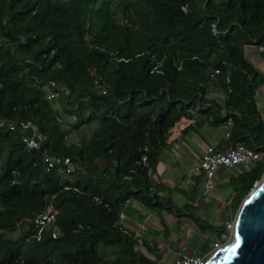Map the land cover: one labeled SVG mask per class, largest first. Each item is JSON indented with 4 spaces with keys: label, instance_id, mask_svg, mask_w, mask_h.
<instances>
[{
    "label": "trees",
    "instance_id": "trees-1",
    "mask_svg": "<svg viewBox=\"0 0 264 264\" xmlns=\"http://www.w3.org/2000/svg\"><path fill=\"white\" fill-rule=\"evenodd\" d=\"M245 44L262 45L264 58V0H0V264H158L153 242L167 232L139 234L116 221L120 211L136 227L151 209L174 214L176 231L180 217L223 230L198 217L199 200L173 203L152 173L185 120L179 132L224 123L218 147L242 142L261 152L229 166L226 207L258 180L264 124L253 96L264 73ZM49 80L62 88L47 98ZM24 120L31 125L21 130ZM87 121L89 133L65 141ZM23 136H36V146ZM45 150L80 163L76 190L44 169ZM47 203L57 232L35 239L31 217Z\"/></svg>",
    "mask_w": 264,
    "mask_h": 264
},
{
    "label": "built area",
    "instance_id": "built-area-1",
    "mask_svg": "<svg viewBox=\"0 0 264 264\" xmlns=\"http://www.w3.org/2000/svg\"><path fill=\"white\" fill-rule=\"evenodd\" d=\"M257 49H263V46L257 45ZM215 72H217V68H213L212 71L209 72V75H213ZM48 83L51 88L47 91L46 97L50 98L54 96L58 92V90L62 88V86L52 80H49ZM99 87H101V83H99ZM100 91L103 92V89L101 88ZM214 95V97H221L219 93H215ZM261 118L263 119L264 124V115ZM1 123L2 120H0V124ZM30 125L31 124L29 120L19 121V127L21 130H24ZM8 127L11 128L12 124H8ZM32 131L34 132L35 129L32 128ZM224 135H226V132H224ZM34 138V136L22 137L26 145L29 147L36 146L37 141ZM202 146V150L199 152L197 159L192 163V165L188 168L184 175L176 182V186L178 188L185 190L191 187L194 179L199 180L201 185V198H203V196H209L213 193L215 185L212 181V176L219 166L229 167L233 166L236 163H244L256 160L261 156V152L256 147L247 146L242 142H235L233 145L228 147H218L216 142L213 141L211 143H204ZM144 159L145 156L144 154H142L140 156V160L144 162ZM42 161L44 163V169H54L56 171L58 182L60 183L62 189H77L76 185L72 182L73 177H70L71 172L73 173L76 170H81V165L76 159L74 160L68 155L55 156L50 151L45 150L42 153ZM56 213L57 211L51 205V203H47L43 209L35 212L32 215V236L35 239H38L44 230L48 231L51 237L55 236L57 232V228L54 224ZM116 221L122 222L124 225H127L128 227L134 229V231H136L137 229L135 225H130L123 221V212L121 211L118 213ZM232 221H225V227L228 228L227 237L225 236V238L221 241L211 240V245L213 246V248L222 244L228 238V233L230 231ZM142 223L143 222L141 221L136 225L142 228ZM218 231L219 230H217L216 232ZM141 241L142 239L138 240L139 243H141ZM144 242L149 244V241H147L146 239H144ZM153 243L154 247L157 250H165V248L169 250L167 241L156 239ZM173 253V259L171 260L172 264H203L206 259V256L204 254H198L196 252L186 250L184 243L179 246V250Z\"/></svg>",
    "mask_w": 264,
    "mask_h": 264
},
{
    "label": "rangeland",
    "instance_id": "rangeland-1",
    "mask_svg": "<svg viewBox=\"0 0 264 264\" xmlns=\"http://www.w3.org/2000/svg\"><path fill=\"white\" fill-rule=\"evenodd\" d=\"M243 54L245 55V49H243ZM209 96L214 97V93L209 92ZM185 120H180L177 122V124L173 127L172 131L181 130V127L184 125ZM94 121H87L81 123L78 127L71 129L65 136V141L68 142L70 140H76L80 135H86L89 133V130L94 126ZM226 129V126L224 123H221L217 126H211L207 123L202 124L199 129H196V132H193L191 130H188L187 132H181L180 133V140H179V134L176 140H173L171 143L176 142L178 144V149H182V151H177L171 148L173 150L171 153L168 152L164 156H160L161 151L159 153L160 160L163 161V165L159 171H154V175L157 178H161L162 181L165 183L172 182L173 179V166L172 163H175L177 160H172L175 156L176 159H178L179 165H177L179 168L187 169L192 165V162L190 165L189 162L192 159H196L197 153L196 151L200 149V144L197 143L196 140L192 139V133H195L197 136L201 137L202 140H209L216 139V137L224 136L223 132ZM201 142V141H200ZM168 142L167 144H169ZM166 144V147H167ZM169 151V150H167ZM192 152V153H191ZM169 159V160H168ZM159 161V159H158ZM170 161V163H168ZM241 164H238L240 166ZM231 171V167H225V166H219L217 170L215 171L214 175L212 176V180L215 181L214 185V191L218 195L219 198H215L213 201L212 207H210L209 204H207V207L205 206L204 210L201 209V203L199 204L198 209L196 210V214L199 218L202 220L205 219L209 222L218 223L223 222L225 227V221H232L233 214L235 212V209L228 208L224 205L223 197L226 196V194L229 191V185L226 181L227 174ZM70 177H73V174L71 172ZM174 187V186H173ZM200 193V191H199ZM202 196V195H201ZM200 196V198H201ZM204 199L208 198V196H203ZM221 198V199H220ZM220 203V204H219ZM219 204V205H218ZM219 206V207H218ZM210 207V208H209ZM146 208V207H145ZM144 210V209H143ZM152 216V214H151ZM223 220V221H222ZM182 222H186V225H183L185 227V230L177 231L178 233L172 234V237L175 239L174 247L177 249L174 251L176 252L178 250L177 244L180 246L184 243L185 249H189L193 252H196L198 254H204L207 256L209 252L212 250L213 246L211 245V238L210 233L207 229H197L193 224L192 221L189 219H183ZM176 225V223H175ZM152 230L149 228L151 235L156 236L157 234H162V231L159 227L158 229H155L151 227ZM138 233L140 234V227H137ZM158 230V231H157ZM157 233H156V232ZM224 232V235L227 237L228 228H224L221 230ZM161 236V235H160ZM166 235V239H167ZM182 241V242H181ZM139 243V242H138ZM206 250V251H205ZM160 252V258L158 259V264H171V260L173 259V251H170L165 248L159 250Z\"/></svg>",
    "mask_w": 264,
    "mask_h": 264
},
{
    "label": "water",
    "instance_id": "water-1",
    "mask_svg": "<svg viewBox=\"0 0 264 264\" xmlns=\"http://www.w3.org/2000/svg\"><path fill=\"white\" fill-rule=\"evenodd\" d=\"M210 238L221 241L225 235L218 231ZM237 239L239 246L233 255ZM203 264H264V166L258 180L239 200L228 238L209 252Z\"/></svg>",
    "mask_w": 264,
    "mask_h": 264
},
{
    "label": "crops",
    "instance_id": "crops-1",
    "mask_svg": "<svg viewBox=\"0 0 264 264\" xmlns=\"http://www.w3.org/2000/svg\"><path fill=\"white\" fill-rule=\"evenodd\" d=\"M243 49H245V57L252 63V65L256 68V70L259 71L260 73H264V58L262 57V54L258 51L257 46L255 44H245L243 46ZM253 97H254V102H255L256 108L259 110V113H260V115L262 117L264 115V106H263V101H264V82L260 83L257 86V88L255 89ZM225 130H224V132H225ZM179 131L180 130H177V131L176 130L175 131L171 130V132L169 133V135L167 137V140H166L167 143L168 142H170V143L167 144V147L165 146V147H163L161 149V151H165V153L161 152L160 156L161 155L164 156L168 152L171 153L173 151V150H171V148H173L174 150L177 149V151L178 150L182 151V149H178V144L176 142L171 143L173 140H176V138L178 137V134H179V140H180V133L181 132H179ZM224 132H223V134H224ZM192 139L196 140L197 143L200 144V149L196 151L197 156L199 155V152L202 150V147H203L202 145L204 143H211L213 141L216 142V139L209 140V138H207V140H202L201 137L197 136L195 133H192ZM167 150H169V151H167ZM160 156L158 154L157 162L155 164V170L154 171H159L161 169L162 165L164 164L163 161L160 160V158H159ZM158 159H159V161H158ZM196 159L190 160L188 165H190ZM172 160H177L175 163H172V166H173V171H172L173 179H172V182H170V183L166 182L165 183L164 181L161 180V178H157L154 175V173H152V176L156 180H159V181L165 183L163 185L168 187V195L170 196V198L173 201V203H175L176 205H181L184 201H187L188 198H190L191 199V201H190L191 204H194L195 202H198V200H199L200 203H201L202 210H203V208L205 207L206 204H209L210 207H212L211 205H213L212 203L215 200V198L216 197L219 198V197L215 193V191H213V193L211 195H209L208 198H206V199L200 198L201 194L199 193V191L201 189V185H200L199 180L194 179V181L192 183V186L188 190H182V189H180V188H178L176 186V182L178 181V179L180 177H182L184 175V173L187 171V169L185 170V169L179 168L177 166V165H179V162H178V159H176L175 156L173 157ZM168 163H170V161H168ZM213 182L215 183V181H213ZM158 193L159 194H164V191L163 190H159ZM141 211L146 215L145 218H143L141 220L142 222H144L142 224L143 228L145 230L150 231L149 228L152 230L151 227H153L155 229H158L157 227H159L161 229V231H162V229L164 231H166L168 237L164 241H167V246H168L169 250L175 252L174 251L175 239L172 237V234L174 235V233H178L176 231V229H174V227L176 226L175 222H174V220L176 221V216L174 214H172L171 212H165V211H155V210H151V209L148 210V211L145 210V209L144 210L141 209ZM151 214H152V216H151ZM183 219L187 220L188 218H184V217H180L179 218L180 221L177 223L178 224V230H180V229L183 230V231L185 230V227L183 225H186L185 224L186 222H182L181 220H183ZM138 221H137V219H135V223H137ZM160 222L162 224L164 223V227L165 228L161 227ZM192 224H193V222H192ZM177 246H178V250H179V245L177 244ZM176 249H177V247L175 248V250ZM187 250L189 251V249H187Z\"/></svg>",
    "mask_w": 264,
    "mask_h": 264
},
{
    "label": "snow or ice",
    "instance_id": "snow-or-ice-1",
    "mask_svg": "<svg viewBox=\"0 0 264 264\" xmlns=\"http://www.w3.org/2000/svg\"><path fill=\"white\" fill-rule=\"evenodd\" d=\"M239 246V239L236 240L235 242V245L232 247L231 251H232V254L234 255L235 254V249Z\"/></svg>",
    "mask_w": 264,
    "mask_h": 264
},
{
    "label": "clouds",
    "instance_id": "clouds-1",
    "mask_svg": "<svg viewBox=\"0 0 264 264\" xmlns=\"http://www.w3.org/2000/svg\"><path fill=\"white\" fill-rule=\"evenodd\" d=\"M48 83V82H47ZM56 83V82H55ZM57 84H59V83H57ZM48 85H49V83H48ZM61 85V84H60ZM62 86V85H61ZM50 88H51V86L49 85V88H48V90H50ZM1 120V119H0ZM35 132V131H34ZM35 138H37L36 136H34ZM38 139V138H37ZM36 141H38V140H36ZM216 232V231H215ZM214 233V232H213Z\"/></svg>",
    "mask_w": 264,
    "mask_h": 264
}]
</instances>
